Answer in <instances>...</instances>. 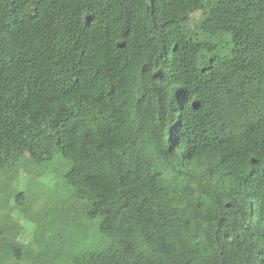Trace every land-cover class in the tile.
Returning <instances> with one entry per match:
<instances>
[{"label":"trees","instance_id":"trees-1","mask_svg":"<svg viewBox=\"0 0 264 264\" xmlns=\"http://www.w3.org/2000/svg\"><path fill=\"white\" fill-rule=\"evenodd\" d=\"M24 155L60 210L1 221L0 264H264V0H0Z\"/></svg>","mask_w":264,"mask_h":264},{"label":"rangeland","instance_id":"rangeland-1","mask_svg":"<svg viewBox=\"0 0 264 264\" xmlns=\"http://www.w3.org/2000/svg\"><path fill=\"white\" fill-rule=\"evenodd\" d=\"M194 17L196 18L197 15ZM35 169L37 167L30 157L24 155L16 163L11 173H0V225H3L2 222L5 219L13 223L6 222L19 229V239L23 243L29 241L28 235L30 234L28 229L23 230L25 222L30 223L37 231L44 232L48 219L60 210L55 205H46L45 200L55 199L56 189L52 184L46 182V177L35 178L33 176ZM56 169L50 168L49 174L53 175ZM57 171L59 170L57 169ZM20 191L24 192L22 204L12 205L11 200L15 199L14 196L12 197V192ZM20 228L22 229L20 230ZM90 240H92V233L88 242Z\"/></svg>","mask_w":264,"mask_h":264}]
</instances>
